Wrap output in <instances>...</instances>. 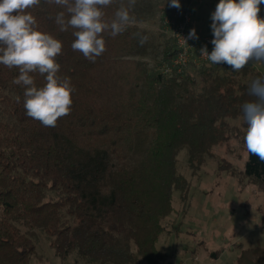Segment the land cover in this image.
Returning a JSON list of instances; mask_svg holds the SVG:
<instances>
[{"label": "trees", "instance_id": "16d2710c", "mask_svg": "<svg viewBox=\"0 0 264 264\" xmlns=\"http://www.w3.org/2000/svg\"><path fill=\"white\" fill-rule=\"evenodd\" d=\"M120 2L105 9L106 18ZM157 7L136 0V22L115 37L104 33L106 51L94 63L72 50L73 29L59 31L54 17L62 9L41 0L28 10L40 31L63 42L58 75L75 91L71 113L45 127L26 115L24 88L13 83L19 70L0 65V264H32L36 231L64 260L71 253L84 264L163 260L155 246L162 220L172 212L173 190L184 196L187 187L179 151L187 148L192 164L203 159L224 139L227 121L242 117V105L254 99L250 82L260 75L211 62L196 75L165 73L177 54L174 39L161 34L155 43L138 25ZM175 13L170 25L182 19ZM136 33L148 41L140 45ZM150 56L153 66L144 61ZM31 75L43 86V76ZM244 171L264 188V161L249 153ZM260 255L262 247L235 264H257Z\"/></svg>", "mask_w": 264, "mask_h": 264}, {"label": "clouds", "instance_id": "9594fccd", "mask_svg": "<svg viewBox=\"0 0 264 264\" xmlns=\"http://www.w3.org/2000/svg\"><path fill=\"white\" fill-rule=\"evenodd\" d=\"M45 2L62 9L54 17L59 31L73 29L72 50L93 63L106 51L104 33L115 37L136 22L132 14L136 0H127V4L121 0L110 19L106 18L105 9L116 0ZM40 3L41 0H0V65L19 70L13 83L24 88L26 115L45 127H56L60 118L71 113L75 88L69 77L58 75L57 57L62 54L63 42L40 31L36 17L28 11ZM260 5H264V0H219L211 14L213 49L209 54L205 46L200 54L213 64L228 65L233 72H240L252 61H264V17L259 15ZM170 6L179 9V0H170ZM135 35L140 45L149 39L147 35ZM187 39H198L195 28ZM32 73L44 77L43 86L36 85ZM249 95L254 99L242 105L244 147L248 154L264 161V76L250 82Z\"/></svg>", "mask_w": 264, "mask_h": 264}, {"label": "rangeland", "instance_id": "374dc122", "mask_svg": "<svg viewBox=\"0 0 264 264\" xmlns=\"http://www.w3.org/2000/svg\"><path fill=\"white\" fill-rule=\"evenodd\" d=\"M179 3L178 9L170 6V0H154V5L159 7L139 27L155 43L160 42L161 34L165 40H171L170 14L175 10L176 17H183L191 12L199 34L200 31L206 34L200 36L213 39L211 14L219 0H179ZM164 8L163 21L161 9ZM260 8L259 15L264 17V5ZM153 57L144 61L153 66ZM209 65L191 64L186 70L196 75L203 69L209 70ZM246 67L264 76V61H252ZM0 118L4 119L1 113ZM243 124L242 117L227 121L225 130L223 127L224 139L193 164L187 148L179 151L177 170L187 187L184 196L180 189L173 190L172 212L162 220L163 232L155 245L163 256L159 264H235L244 252L264 248V188L244 171L248 152L244 147ZM36 242L32 264H84L76 261V253L66 260L56 257L49 239L40 231H36ZM263 257H255L262 259L257 264H264ZM136 264L149 263L140 258Z\"/></svg>", "mask_w": 264, "mask_h": 264}, {"label": "built area", "instance_id": "2783aa9c", "mask_svg": "<svg viewBox=\"0 0 264 264\" xmlns=\"http://www.w3.org/2000/svg\"><path fill=\"white\" fill-rule=\"evenodd\" d=\"M172 27V36L175 41L177 54L171 64L165 67V73L171 74L173 70H176L177 73H182L191 64L199 66L210 62L206 57L200 54V50L206 46L210 54L213 49L211 43L212 39L200 36L196 26L194 25L191 12H186L181 21L174 24ZM193 28L196 30L198 39H187L190 30Z\"/></svg>", "mask_w": 264, "mask_h": 264}, {"label": "crops", "instance_id": "0c3cea01", "mask_svg": "<svg viewBox=\"0 0 264 264\" xmlns=\"http://www.w3.org/2000/svg\"><path fill=\"white\" fill-rule=\"evenodd\" d=\"M199 31H200V29H199ZM200 34H201V35H205V36H206V34H203V32H202V31H200Z\"/></svg>", "mask_w": 264, "mask_h": 264}]
</instances>
